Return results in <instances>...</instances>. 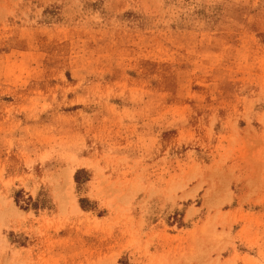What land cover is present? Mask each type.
Here are the masks:
<instances>
[{"label":"rangeland","instance_id":"374dc122","mask_svg":"<svg viewBox=\"0 0 264 264\" xmlns=\"http://www.w3.org/2000/svg\"><path fill=\"white\" fill-rule=\"evenodd\" d=\"M0 264H264V0H0Z\"/></svg>","mask_w":264,"mask_h":264}]
</instances>
